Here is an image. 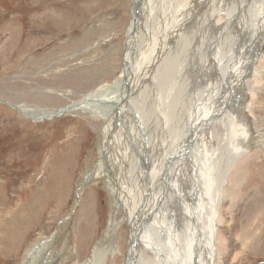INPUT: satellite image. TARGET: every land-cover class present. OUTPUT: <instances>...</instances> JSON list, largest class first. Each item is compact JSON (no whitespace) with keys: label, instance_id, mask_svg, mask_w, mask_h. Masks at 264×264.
I'll use <instances>...</instances> for the list:
<instances>
[{"label":"rangeland","instance_id":"rangeland-1","mask_svg":"<svg viewBox=\"0 0 264 264\" xmlns=\"http://www.w3.org/2000/svg\"><path fill=\"white\" fill-rule=\"evenodd\" d=\"M133 1L0 0V264H22L28 257L27 253L34 251L35 244L45 239L36 247L42 248L51 243L47 251L41 253V264H84L91 259L96 248H106V244L116 252L109 250L110 254L103 256L104 259L101 256L98 264H123L131 239L129 222L123 219L125 212L122 208L112 206L114 201L106 183L108 179L113 187L120 185V176L111 171L107 161L118 150V138L109 131L115 140L106 138L105 147L99 146L104 121L79 109L43 121L22 113L18 106L25 105L36 112L56 111L79 102L83 95L105 83H108V87L116 85L115 80L126 66L124 46L127 49L130 39V28L127 30V27H130L133 18ZM169 1L162 0L160 5ZM218 1L217 4L223 3V0ZM205 2L206 6L200 5L202 11L211 15L207 13L210 0ZM164 9L155 10L153 20L159 17L165 23L169 15ZM160 20L154 22L159 24ZM215 20L220 24L219 31L207 36L212 45L220 41L224 45L228 41L224 51L229 47L234 48L228 52L230 57L226 59H231L228 64H231L233 76V67H236L233 65L240 58L245 39L240 36L241 41L234 44L232 36L227 38L230 30L223 33L226 17L220 13ZM154 22H150L152 32L143 30L147 39L143 43L140 41L137 49H143L145 42L151 46L150 40L157 26ZM195 30L196 27L169 46L154 71L159 73L155 74L156 80L146 83L151 85L147 86L150 89H145V113L149 114L156 105V95H166L169 82L176 85L166 96L173 107V114L169 118L171 124L180 118L188 122L194 114L188 112L190 102L198 100L202 86L201 83L194 84L190 78L195 70L198 80L203 83L208 78V72L210 78L214 76L209 70L210 61H202L205 56L202 48L208 39L193 52H190V44L183 41ZM135 54L141 60L146 55L150 59L152 53ZM187 61L191 64L190 70ZM171 63L174 68L179 66V69L176 67L174 70ZM183 64L186 67L181 71ZM168 66L181 75L176 72L178 76L164 77L160 71L163 72V68L167 69ZM254 66L256 70L252 69L251 73L255 72L257 76L252 77L251 83L254 87L259 85L256 91L250 92L251 95L245 94L240 91L241 84L231 88V102L226 100L223 117L217 118V121H222L214 125L213 121L207 120L209 124L205 123L204 134L199 137L202 146L206 145L212 152L220 150V144L224 148V156L228 151L235 150L233 144L229 143L232 136L229 137L223 125H226L223 119L226 114L247 126V139L250 138L238 142L240 147L250 143L249 153L237 160L231 159L232 167L222 190L224 201L220 207L216 233L219 264H264V225L253 227L264 215V46ZM239 78L243 79L242 76ZM244 95L247 96L246 100L243 99ZM170 96L178 103H174ZM220 97L224 99L225 96ZM241 104L250 105V109ZM200 122L203 123L202 120ZM117 133L120 134L119 131ZM125 134L129 135L128 132ZM123 138L125 135L120 134V141ZM136 139L139 147L147 152L137 160L140 163L144 161L143 167L147 168L154 144L146 136L141 139L137 135ZM188 140L186 136L185 141ZM188 166L189 173H192V167ZM116 167L119 168L117 164ZM232 173H242L238 176L241 179L232 176ZM232 183H237L239 192L233 193L237 190L234 186L227 194L228 185ZM245 206L250 209L244 211ZM112 215L117 219V227L113 226L110 237H107ZM51 234L53 238L47 240ZM32 262L33 259L29 264Z\"/></svg>","mask_w":264,"mask_h":264},{"label":"bare ground","instance_id":"bare-ground-1","mask_svg":"<svg viewBox=\"0 0 264 264\" xmlns=\"http://www.w3.org/2000/svg\"><path fill=\"white\" fill-rule=\"evenodd\" d=\"M205 1L207 0H170L166 4L160 5L162 0H139L138 11L133 10L130 27H127V30L130 28V39L124 57L126 66L120 72L118 79L115 80L116 85L108 87V83H105L96 90L86 93L87 95H83L79 102L56 111L38 110L36 112L27 109L25 105L18 106L22 113L37 118V120L43 119V121L79 109L91 114L96 119L104 121V128L99 135V146L105 147L106 138L107 140H115L109 131H111L113 137L118 138V150H115L107 161L110 164L111 171L120 176V185L113 187L108 179L106 183L114 201L112 206L124 210L125 217L123 219H127L131 227L130 248L128 253H125L126 260L123 264H219V258L216 255V233L218 232L220 207L224 201L222 190L227 182L229 168L232 167L231 159L241 158L250 149V143L242 145L240 142L239 144L242 147L238 146L240 140L247 139L248 129L237 118L234 120L231 118L232 115L229 117L225 114L223 119L226 120V125L225 123L223 125L227 129L229 137L232 136L229 143H232L235 148L231 152L228 151L226 156L222 152V150L224 151L222 144H220V150L212 152L206 145L202 146L199 137L204 134L207 120L211 123L213 121L212 124L214 125H218L222 121L220 119L217 121V118L223 115V110L225 111L227 106L226 100H229V96L233 95L231 88L241 84L240 91L251 95L259 87V85L252 86L251 79L257 75L254 74L255 72L251 73L250 71L251 69L256 70L254 65L258 61L264 46V0H223L222 4H217L218 0H210L207 13H211V15H207L202 11L203 8L200 5L205 4L206 6ZM216 6L218 7L216 8ZM161 7L165 8L164 12L167 10L169 16L165 15L168 16L165 23L160 20L161 18L156 17V20H160L158 24L154 22L156 20H153V18L156 15L155 10L157 11ZM194 13L196 15H191ZM220 13L226 17L223 33L227 29L230 30L227 38L229 39L232 36V39H235L234 44L241 41L242 36L245 39L242 44V52L239 55L240 58L233 65L236 66L233 67V76H231V64H228L231 59H226L230 57L228 52L234 48L229 47L224 51L223 49L228 46V41L224 45L221 44V41L217 45H212L207 36L209 33L211 35L219 31L220 24L215 19ZM151 20L154 24H157L150 40L151 46L145 42L142 45L143 49L139 50L137 44L140 41L143 43L147 37L144 32L151 31ZM199 21H202V24H199ZM195 27L196 30L191 32L190 36L182 37L184 38L183 41L190 44V52H193L199 48L204 40L208 39L204 42L203 46L205 47H201L204 49L203 53L205 54L202 61L203 63L210 61L209 70L210 72L212 70L214 76L210 78L208 72V78L205 81H208V83H203L198 80L195 70V74L190 78L194 84L201 83L202 86L198 100L190 102L191 109L189 111L187 105L189 114L192 112L194 114L190 116L188 122L184 118H180L171 124L169 118L173 114V107L167 100L168 98L170 101V98H166V96L170 95L168 91L173 90L175 84L171 85L169 78L167 79L169 82L166 85L168 86L166 89L168 95H156V105L151 109V114L145 113L147 108L145 105L147 95L145 89L151 86L147 84L156 80V75L159 73L157 72V74L154 71L158 68L159 62L169 46L174 41L181 40V35L188 34ZM208 27L210 30H208ZM170 49L172 48L170 47ZM200 51L199 57L201 56ZM135 52H146V54L151 52L152 54L150 59L146 55L140 60ZM256 55L257 60L255 61ZM165 58L168 59L167 56ZM178 58H176V61ZM197 60L199 61V59ZM162 61H165V59ZM176 63L178 64V61ZM176 63L174 61L175 65H177ZM189 64L187 65L188 70L191 68V64ZM185 65H182L181 71H183V67H186ZM172 67L174 68V65ZM173 68L170 69V66H168L167 69L163 68V72L160 71V73H164V77L165 75L178 76V72L174 71L177 68H174V70ZM171 71L174 73L172 74ZM249 73L250 79L247 81ZM241 76L243 79L239 78ZM160 81L159 83L164 85ZM158 88L161 87L158 85ZM221 95L225 96L224 99H221ZM246 97L243 99L246 100ZM172 100L174 102V99ZM175 102L178 103L177 100ZM242 106L250 107V105ZM184 110L186 111V109ZM201 120L203 123L200 122ZM207 123L209 124V122ZM117 131L121 135L124 134L126 139L123 138L120 141V134ZM191 131L193 133L190 136ZM125 132H128L129 135H126ZM137 135L141 139L146 136L154 144L147 168L143 167L144 161L140 163L137 160L143 153H147L146 150L139 147L140 143L136 139ZM186 136L189 139L188 141H185ZM116 164L119 167L118 169ZM188 165L192 167V173H189ZM116 221L117 219L113 218L112 215L107 237H110L109 234H111L112 228L117 227ZM50 245L51 243L42 248H36V245L34 251L27 253V255H30L27 264L32 259V264H36L38 261L41 264V253L47 251L46 248ZM110 247L106 244V248H96L92 252L91 259L84 264H98L101 256L110 254L109 250L116 252Z\"/></svg>","mask_w":264,"mask_h":264},{"label":"water","instance_id":"water-1","mask_svg":"<svg viewBox=\"0 0 264 264\" xmlns=\"http://www.w3.org/2000/svg\"><path fill=\"white\" fill-rule=\"evenodd\" d=\"M144 1V0H143ZM146 1V0H145ZM138 3H139V0H134L133 1V7H132V11H131V13H133V10L134 11H138ZM126 51V47L124 46V52ZM257 60V55L255 56V61ZM252 70V69H251ZM251 72V71H250ZM249 79H250V73H249V75H248V79H247V81H249ZM245 86H246V83H245ZM245 89H246V87H245ZM246 91H247V89H246ZM78 197H79V195H78ZM74 212V211H73ZM73 214V213H72ZM129 233H130V238H131V227H130V224H129ZM53 238V234H51L50 236H49V238H47V240H49V239H52ZM46 240V239H45ZM45 240H40V241H38V243H36L35 244V246L36 245H39L40 243H42V241H45ZM130 242H131V239H130V241H129V245H130ZM129 248H130V246H128V250H127V253H128V251H129ZM29 259H30V255H28V257L24 260V261H22V264H27L28 263V261H29ZM125 260H126V257L123 259V263L125 262Z\"/></svg>","mask_w":264,"mask_h":264},{"label":"crops","instance_id":"crops-1","mask_svg":"<svg viewBox=\"0 0 264 264\" xmlns=\"http://www.w3.org/2000/svg\"><path fill=\"white\" fill-rule=\"evenodd\" d=\"M259 144H260V143H259ZM248 151H249V150H248ZM248 151H247V152H248ZM248 153H249V152H248ZM246 154H247V153H246ZM241 174H242V173H232L231 175L234 176V177H236L237 179L240 180L241 178H238V176H241ZM234 186H236V189H237V190H236V191H233V193H238V192H239V189H238L239 187L237 186V183H232V184H229V185H228V191H227V194H229V191H230L231 188H233ZM243 209H244V211H248L250 208L245 206ZM244 216L247 217L248 215H247V214H246V215L244 214ZM260 217H262V218L260 219V221H259V222L256 221V223L253 224V227H254V226H258V224H259L260 226H263V225H264V215H263V216H260ZM248 220H249V219H248ZM248 220H247V221H248Z\"/></svg>","mask_w":264,"mask_h":264}]
</instances>
